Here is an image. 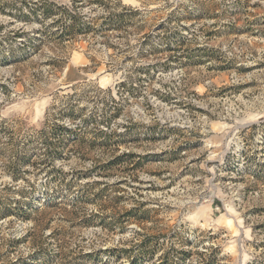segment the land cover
I'll return each instance as SVG.
<instances>
[{
  "label": "rangeland",
  "instance_id": "1",
  "mask_svg": "<svg viewBox=\"0 0 264 264\" xmlns=\"http://www.w3.org/2000/svg\"><path fill=\"white\" fill-rule=\"evenodd\" d=\"M123 5L141 12L127 32L29 54L44 26L0 13V201L23 187L40 209L0 218V264H264V0ZM70 68L87 78L77 91L94 122L44 162V132L78 125L46 115L74 94ZM135 207L142 222L124 217ZM147 241L154 254L139 256Z\"/></svg>",
  "mask_w": 264,
  "mask_h": 264
},
{
  "label": "trees",
  "instance_id": "2",
  "mask_svg": "<svg viewBox=\"0 0 264 264\" xmlns=\"http://www.w3.org/2000/svg\"><path fill=\"white\" fill-rule=\"evenodd\" d=\"M90 7L99 9L104 12L103 15L97 18H88L81 12V9ZM0 13L7 15L11 18H15L17 21L24 23L37 22L44 27L36 31L37 35L32 37L27 35L28 41H23L24 46H27L25 50L26 54L31 53L30 50L39 48L44 39L51 41H57L61 43L75 41L78 38H86L89 36H95L97 34L108 33H123L128 29L136 26L137 20L141 15V12L137 8L123 5V0H70V5H64L57 0H23L13 2H3L0 0ZM1 30V28H0ZM1 32V31H0ZM20 36H25L20 35ZM21 37V38H22ZM5 41L9 40L8 36L3 35ZM34 41H37L35 43ZM183 45V43H180ZM82 69L70 68L68 72V80L70 84H75L71 88L74 94L65 95L64 103L61 102L53 106L51 110L47 111V118H53L52 121H64L68 120L71 123L77 124V128L71 129L60 124L53 123L49 127V132H44L45 148L44 162H53L56 158L61 156L59 150L68 148L71 144L77 143L82 139V135L87 131L86 125L94 122L92 118L85 117L86 108L82 106V102L86 99L87 91L78 92L81 87V83H86L85 78L81 73ZM77 73L74 79H71L72 73ZM91 83V82H89ZM90 85V84H89ZM128 83L122 82L120 87L125 88ZM94 86V85H93ZM90 87V86H88ZM96 87V86H95ZM98 87V86H97ZM92 87L89 89L91 90ZM100 93L105 91L97 88ZM110 93V89L106 90ZM115 104L114 98L110 99ZM111 112L108 116L105 115V119L109 122L112 119L119 117L120 111L116 106L111 107ZM53 110V113L51 111ZM108 110V109H106ZM85 118V119H84ZM79 122H81L79 124ZM116 135V133H113ZM105 133L101 134L104 137ZM111 137V136H110ZM15 165V164H14ZM19 164L14 166L12 170V176L14 180H17L20 176ZM50 174H56V180L62 182L61 172L51 171ZM7 192L20 197V199L9 200V204L6 205L3 200V205L0 206V218L16 217L22 221H30L34 214L39 212L38 207L28 204L27 200L30 198V193L27 188L9 187L4 188ZM2 196L1 198H3ZM56 203L55 200L49 199L46 203L48 206H52ZM5 204V205H4ZM146 213H142L138 207L132 208L126 212L124 217L134 220L135 222H142L146 217ZM104 226H108L103 223ZM151 242H144L143 246L137 249L139 256L152 255L154 251L148 246ZM122 253H128L127 251H121ZM179 254L186 255L187 253L180 252ZM165 264H168L167 262ZM172 264H183L175 262ZM206 264H213V261Z\"/></svg>",
  "mask_w": 264,
  "mask_h": 264
}]
</instances>
